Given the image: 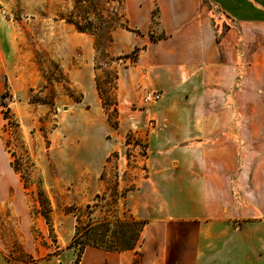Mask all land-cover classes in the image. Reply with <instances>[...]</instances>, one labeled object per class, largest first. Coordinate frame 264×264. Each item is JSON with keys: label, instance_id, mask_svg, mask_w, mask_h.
<instances>
[{"label": "rangeland", "instance_id": "rangeland-1", "mask_svg": "<svg viewBox=\"0 0 264 264\" xmlns=\"http://www.w3.org/2000/svg\"><path fill=\"white\" fill-rule=\"evenodd\" d=\"M141 35H164L157 0H0V246L8 259L134 242L140 225L127 196L136 185L130 167L147 154L134 122L147 90H137L129 69Z\"/></svg>", "mask_w": 264, "mask_h": 264}, {"label": "crops", "instance_id": "crops-1", "mask_svg": "<svg viewBox=\"0 0 264 264\" xmlns=\"http://www.w3.org/2000/svg\"><path fill=\"white\" fill-rule=\"evenodd\" d=\"M157 5L164 35L139 36L129 69L137 90L161 94L140 99L134 121L147 140L127 196L140 240L88 246L79 264H264V0ZM76 258L65 248L26 262L0 246V264Z\"/></svg>", "mask_w": 264, "mask_h": 264}, {"label": "trees", "instance_id": "trees-1", "mask_svg": "<svg viewBox=\"0 0 264 264\" xmlns=\"http://www.w3.org/2000/svg\"><path fill=\"white\" fill-rule=\"evenodd\" d=\"M5 118H7V117L5 116ZM132 220H133L134 223H137V224L140 225V226H139V231L135 233L134 242H133L131 245H128L127 247H122V248H120V247H111V248H107L106 250H109V251H113V250H124V249H131V248H134V247L136 246V244H137V243L139 242V240H140V231H141V229H142V227H143V225H144L145 222H144V221H138L135 217H133ZM90 245H91V244H90ZM73 246H74V245H72V247H73ZM91 246H92V245H91ZM93 246H95V245H93ZM82 253H83V249L80 250V251L77 253V258H76L74 264H79V261H80V259H81V255H82Z\"/></svg>", "mask_w": 264, "mask_h": 264}, {"label": "built area", "instance_id": "built-area-1", "mask_svg": "<svg viewBox=\"0 0 264 264\" xmlns=\"http://www.w3.org/2000/svg\"><path fill=\"white\" fill-rule=\"evenodd\" d=\"M214 17H217V13H214ZM218 18V17H217ZM216 19V18H214ZM161 99V94L156 91H147L144 95L142 101L144 104H151L153 102L159 101Z\"/></svg>", "mask_w": 264, "mask_h": 264}]
</instances>
